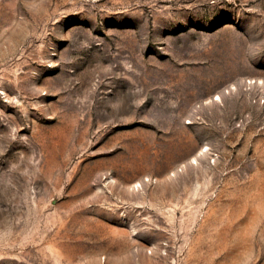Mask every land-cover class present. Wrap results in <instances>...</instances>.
<instances>
[{
	"label": "rangeland",
	"instance_id": "374dc122",
	"mask_svg": "<svg viewBox=\"0 0 264 264\" xmlns=\"http://www.w3.org/2000/svg\"><path fill=\"white\" fill-rule=\"evenodd\" d=\"M0 264H264V0H0Z\"/></svg>",
	"mask_w": 264,
	"mask_h": 264
}]
</instances>
